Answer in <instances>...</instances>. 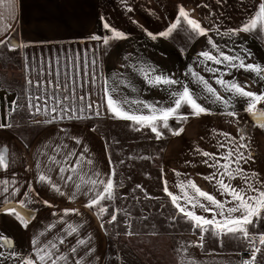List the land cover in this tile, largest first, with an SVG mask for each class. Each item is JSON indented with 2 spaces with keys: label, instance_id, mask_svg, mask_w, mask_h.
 <instances>
[{
  "label": "crops",
  "instance_id": "crops-1",
  "mask_svg": "<svg viewBox=\"0 0 264 264\" xmlns=\"http://www.w3.org/2000/svg\"><path fill=\"white\" fill-rule=\"evenodd\" d=\"M261 0H17L14 11L7 7V0L0 6V25L10 26L9 36L21 44L16 51H9L0 46V54L7 53L9 64L7 70H2V86H0V123L10 124L11 127L0 128V146L9 149L10 167L0 169V180L9 181V192L19 188V193L12 197L2 192L0 186V201L11 200L18 204L20 200L32 212V219L25 227L12 214L0 213V239H11L15 251L22 255H32V239L41 232V241L57 242L61 251L69 257L67 264H73L81 259V264H117L116 249L110 261L106 254L110 246L108 237L101 227L95 208L86 207L88 197L77 193L72 183L65 186L58 179V168L52 166L48 173L45 165L48 156L60 155L56 158L63 160L69 151L79 154L86 149L85 158L92 164L82 165V171L73 177L75 183H80L79 176L85 179L92 177V172H99L107 179L112 172V164L108 148L101 135L90 125V119L95 117L115 118L108 113L102 97L105 81L116 91L112 93L118 99L129 101L139 100L158 107H167L172 103V91L181 90V84L187 85L190 91L199 97L198 102L210 109L211 114L200 116L191 115V109L184 107V113H189L188 119L174 127H182L184 131L179 136L171 133L164 139L159 153L158 176L164 190L165 181L170 192L182 196L178 187L181 181L191 180L202 191L217 196L218 199H230L221 196L215 183H210L204 177L216 171L203 161V151L217 153L223 156L228 149L224 133L237 136L242 133L251 145L252 159L242 164L249 174H258L259 180L264 179V129L259 128L254 118L243 109L246 103L242 98L232 96L224 88L215 83L217 78L225 81H236L245 90L257 93L264 92V79L254 72L244 69L229 68L227 64L216 65L207 61L199 53L208 51L218 56L217 49L209 43V37L218 49L227 55L238 56L245 63L264 67V32H237L250 17L258 12ZM183 5L189 11L190 18L201 22L209 29L207 35H197L188 29L187 25L174 31L168 37L158 34L167 30L178 15L179 6ZM129 9H131L129 11ZM108 22L112 29L123 32V38H113L109 30L103 27ZM157 35L155 40L147 33ZM93 35L109 36V43L92 40ZM0 36V39H3ZM4 51V53L2 52ZM79 54V58L77 57ZM14 55V57L12 56ZM18 60L19 62H16ZM95 64H92V61ZM15 61V63H14ZM85 61L87 68L83 67ZM76 62V67H73ZM238 62V61H237ZM0 66H4L0 64ZM203 76L217 90V93L231 99L232 107L213 103L212 98L203 86L194 79L192 72ZM209 68L219 69L215 74ZM152 70V75H162L181 81V84L168 87L154 86L144 78L140 71ZM58 71L59 75H56ZM85 72L87 74H85ZM95 77V83L92 79ZM73 78L75 84H73ZM59 79L68 84L69 91L63 87L55 89V81ZM6 80V81H5ZM28 80L32 84L27 83ZM40 87L37 88V81ZM52 84L49 85L48 81ZM124 81V83H120ZM83 84V87L80 85ZM5 88V89H4ZM75 88V98L86 97L87 103L100 104V115L86 113L90 119H60L59 113L48 116L42 110L37 113L29 109V98L35 95H51L72 97L71 89ZM13 101L16 104L13 105ZM43 104V101H34ZM54 101L49 100V109ZM71 100L64 101L65 105ZM80 101L76 99L77 106ZM125 108L137 109L136 104H126ZM258 107H261L258 105ZM147 114V109H142ZM235 111L237 117H229L225 113ZM57 118L52 120V116ZM51 120V122H46ZM81 143L77 144L76 140ZM225 148H220L221 143ZM210 159V158H208ZM224 161L221 160V163ZM37 164L40 165L37 168ZM235 167V165H233ZM51 175L65 195L55 192L47 183L39 181L41 173ZM113 179V175L111 177ZM234 185L244 184L243 180L231 181ZM166 194V193H165ZM167 196V195H166ZM169 201L171 199L167 196ZM47 201L49 207L44 203ZM172 204V203H171ZM5 206V205H0ZM174 207V206H173ZM175 208V207H174ZM78 209V215H63L65 210ZM176 209V208H175ZM24 209H20L22 212ZM196 214L211 218V213L196 209ZM185 218V217H184ZM186 219V218H185ZM220 219V217H217ZM187 220V219H186ZM187 226L178 229L173 235L174 264H241L250 259L248 242L232 236H216L211 232H201L187 220ZM78 227V232L67 235L68 225ZM51 225L55 227L50 228ZM252 231H264L261 226ZM202 247H194L201 242ZM65 243L59 245V240ZM85 239L89 244L79 247L77 240ZM264 250V246L257 243ZM77 247V253L71 248ZM94 249L89 255L87 249ZM9 248L2 251L7 256ZM258 254V260H259ZM0 264H5L0 261ZM6 264H17L10 259ZM63 264V262H61Z\"/></svg>",
  "mask_w": 264,
  "mask_h": 264
},
{
  "label": "snow or ice",
  "instance_id": "snow-or-ice-1",
  "mask_svg": "<svg viewBox=\"0 0 264 264\" xmlns=\"http://www.w3.org/2000/svg\"><path fill=\"white\" fill-rule=\"evenodd\" d=\"M218 3L223 2V0H217ZM4 0H0V6H3ZM17 0H7V7L13 11ZM131 9H129L130 11ZM184 25L188 26V29L192 33L197 35H207L209 29H206L201 25V22L196 19L190 18L189 11L185 10L184 6H179L178 15L174 22H172L167 30L160 32L158 35L160 37H168L174 31L179 28H183ZM103 27L109 30L113 38H123L124 33L116 31L111 28L108 22H105ZM10 26L0 25V46H5L9 51H16L21 46H27L26 44H21L17 42L12 37L9 36ZM264 32V0L259 3L258 12L255 16L250 17L249 20L238 29L230 30V34H235L237 32ZM147 35L155 40L157 38L156 34L151 32ZM92 40H101L103 44L107 45L109 43V36L93 35L90 37ZM209 43L213 48L217 49L219 55H212L208 51L199 53L200 56L204 57L207 61H212L216 65L227 64L229 68L244 69L246 71L254 72L259 78L264 79V67L260 65H255L252 63H245L244 59L238 56L227 55L218 49V46L213 43L209 37ZM79 58V54H77ZM238 61V62H237ZM95 64V61H92ZM76 62H74L73 67L75 68ZM83 67L87 68V62L85 61ZM144 78L149 81L150 84L154 86L166 85L171 87L173 85L181 84V81L172 79L170 77H165L162 75H152L150 71L140 69ZM192 72L191 68L189 69ZM208 71L212 73L219 72V69L209 68ZM85 74H87L85 72ZM58 76V71L56 72ZM192 75L196 82L203 86V90L208 94L204 99H208L210 96L213 103H221L226 108L232 107L231 99H225L221 97L217 90L206 80L203 76H200L196 72H192ZM29 85L32 84L31 80H28ZM92 83H95V77L92 79ZM120 83H124L121 81ZM216 84L222 86L225 92H231L233 97L242 98L246 103V107L243 109L247 114L254 118L255 124L264 129V107H258V105L264 104V92L257 93L250 90H245V87H241L236 81H225L222 78H217ZM48 84L51 85L52 81L49 80ZM73 84H75V79L73 78ZM36 87H40L39 80L37 81ZM61 87L65 91H69L68 84L62 82L59 79L55 81V89L59 90ZM83 87V84L80 85ZM116 91L115 87L108 84L107 81L104 83L102 99L106 104V109L109 114L113 117L125 121H130L134 125L136 131H141L142 129H148L150 133L155 135L157 140L164 137V130H168L172 135L179 136L184 131L182 127H173L170 125V120H175L177 125L181 124L182 121L188 119L189 113H184L181 111L182 108L188 107L191 109V115L200 116L202 114H211L210 109L203 106L198 102L199 97H196L189 89L187 85L181 84V90L172 91V103L167 107H158L154 104H148L144 101L133 100L129 101L127 99H118L112 93ZM73 94L72 97L68 95L63 96V99L56 96V91L49 96L45 92L44 95H35L29 98V109H35V112L39 113L42 110L46 116L50 113H59L60 119H90L91 116L86 115L88 112L94 113L99 116L101 113L99 111L100 104H96L95 107L93 103H87L86 97L84 95L75 98V88L71 89ZM76 99L81 103L79 106L76 104ZM53 100L54 103L49 109L48 101ZM71 100L68 105L64 104V101ZM34 101H43V104L36 103ZM16 101H13V105ZM136 104L137 109H132L131 107L125 108L124 105ZM142 109H147V114H145ZM229 117H237L235 111H227L225 113ZM57 117L52 116V120ZM51 122V120L46 121ZM11 127L10 124L0 123V128ZM225 141L227 142L228 149L223 156H219L217 153H209L203 151L201 155L205 158L204 163L210 168H215L216 171L212 172L209 176L204 177L210 183H215L217 185V190L221 196L229 197L230 199L221 200L218 199L216 195L209 192L202 191L194 182L191 180L181 181L178 187L181 190L182 196L173 194L168 190L167 182L165 181L164 192L170 197L172 205L176 208L177 212L190 221L193 227L200 229L201 232L207 233L211 232L216 236H232L237 239H243L248 242L250 248V259L241 261V264H264V250L257 246V243L264 246V231L256 233L252 229L264 226V179L259 180L258 174H249L247 170L242 167V164H247L251 159V145L247 142L241 143L240 141H246L247 138L242 133H238L237 136H232L230 133H224ZM77 144H80V140H76ZM220 148H225V143L219 145ZM55 155L48 156V163L45 165L47 172H52V166L55 165L58 168V179L63 181L65 186L70 183L74 186L76 191L72 192L71 195L75 197L77 193L88 197V202L86 207L89 208H99V214L101 218L105 213L110 215V220L108 223H115L118 220L116 214L109 211L108 208L103 206L104 201H113L116 199L115 184L111 178L114 172H110L107 179L102 178V174L99 172H92L91 176L95 178L85 179L83 176H79L80 183H75L73 177L78 174V170L82 171V165L87 163L92 164L90 159L86 160L85 153L86 149L81 151L79 154L69 151L65 153L64 159L58 160L56 157L60 155L58 150H53ZM9 149L7 146H0V169L7 170L10 167V161L8 158ZM210 158V159H208ZM221 160L224 162L221 163ZM235 165V167H233ZM40 165L37 164V168ZM39 181L42 183L49 184L52 189L59 193L61 196L65 193L61 190L60 185L54 181L51 175L41 173L38 177ZM243 180L244 184L234 185L231 181ZM0 186L2 187L3 193H8L10 196L15 197L19 193V188H15L12 192H9V181L0 180ZM140 187L139 185L137 186ZM46 205L51 207L47 201H44ZM0 213H7L14 215L23 226H27L29 221L32 219V212L27 208L25 202L20 200L18 204H13L11 200L5 199L0 201ZM20 209H24L23 212ZM196 209L204 213H211V218L196 214ZM78 209L65 210L63 215H78ZM220 217V219H217ZM175 219V217H173ZM55 227L51 225L50 228ZM101 227H104L101 224ZM78 227L71 224L68 225L67 235L72 236L78 232ZM45 232H41L37 237L32 239L31 244L33 247L32 255H22L15 251L13 243L9 238L0 239V261H4L5 264L8 260L14 259L17 264H67L69 257L65 255L61 248L58 246L57 242L52 240L41 241L40 237L44 236ZM204 237L201 236V242L194 244V247H202ZM65 241L61 238L59 240V245H63ZM77 245L79 247H85L89 244V241L85 239L77 240ZM4 248H9L7 256L2 251ZM78 248H71L72 253H77ZM94 249L88 248L87 252L90 255ZM259 254V260H258ZM73 264H81V259H76ZM194 264V261L190 262Z\"/></svg>",
  "mask_w": 264,
  "mask_h": 264
},
{
  "label": "rangeland",
  "instance_id": "rangeland-1",
  "mask_svg": "<svg viewBox=\"0 0 264 264\" xmlns=\"http://www.w3.org/2000/svg\"><path fill=\"white\" fill-rule=\"evenodd\" d=\"M10 59L7 53L0 54L4 65L0 73L7 70ZM2 79L0 74V86ZM88 121L104 139L114 172L116 199L102 204L117 215V222L108 223L110 215L101 218L95 208L110 243L106 260L114 258L112 248L117 264H174L173 235L188 222L173 207L159 181L160 148L170 132L165 129L164 137L157 140L148 129L136 131L137 125L130 121L104 117ZM169 123L177 124L175 120Z\"/></svg>",
  "mask_w": 264,
  "mask_h": 264
},
{
  "label": "built area",
  "instance_id": "built-area-1",
  "mask_svg": "<svg viewBox=\"0 0 264 264\" xmlns=\"http://www.w3.org/2000/svg\"><path fill=\"white\" fill-rule=\"evenodd\" d=\"M261 107H264V104L260 105Z\"/></svg>",
  "mask_w": 264,
  "mask_h": 264
},
{
  "label": "water",
  "instance_id": "water-1",
  "mask_svg": "<svg viewBox=\"0 0 264 264\" xmlns=\"http://www.w3.org/2000/svg\"><path fill=\"white\" fill-rule=\"evenodd\" d=\"M22 212H23V210H22Z\"/></svg>",
  "mask_w": 264,
  "mask_h": 264
}]
</instances>
